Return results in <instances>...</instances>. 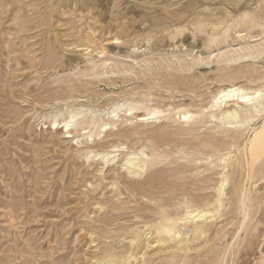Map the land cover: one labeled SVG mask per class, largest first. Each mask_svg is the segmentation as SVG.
I'll return each instance as SVG.
<instances>
[{
	"label": "rangeland",
	"instance_id": "obj_1",
	"mask_svg": "<svg viewBox=\"0 0 264 264\" xmlns=\"http://www.w3.org/2000/svg\"><path fill=\"white\" fill-rule=\"evenodd\" d=\"M230 90L264 102V0H0V264H264Z\"/></svg>",
	"mask_w": 264,
	"mask_h": 264
},
{
	"label": "bare ground",
	"instance_id": "obj_2",
	"mask_svg": "<svg viewBox=\"0 0 264 264\" xmlns=\"http://www.w3.org/2000/svg\"><path fill=\"white\" fill-rule=\"evenodd\" d=\"M224 49V48H223ZM220 96L219 98H223V101L226 99H231L232 101H235L236 104H239V103H243V109L239 112L235 109L233 110H227L224 112V117L227 118V122L228 123H238L241 119H249L251 118V116H255V115H259V114H264V102H262L261 100H257V101H254V102H251V95L249 94H246V93H242V92H238V90H230L229 92H224L222 95H218ZM256 96V95H255ZM221 101V100H220ZM222 101V102H223ZM219 103V102H218ZM217 103V104H218ZM157 114V113H156ZM77 117V116H76ZM75 117V118H76ZM184 117H186V114L184 115ZM70 118V117H69ZM70 120V119H69ZM66 125V124H65ZM115 126V125H114ZM104 127V126H103ZM107 127V126H106ZM254 129V128H253ZM252 131V130H251ZM260 131H263V133H261ZM191 132V131H190ZM264 136V123L262 124V126L260 127V129L255 132V134L253 135V137L248 140V142L246 141L245 143V147L249 149V151H251L252 153H254V149L256 146H259L260 144L264 143V139H261L263 138ZM233 139V138H232ZM257 148V147H256ZM246 156V155H245ZM142 166H140V168L138 167V169H141ZM133 168V167H132ZM143 171V169H141ZM138 171V170H137ZM225 182V181H224ZM222 184V183H221ZM223 185V184H222ZM220 186V185H219ZM221 192V191H220ZM241 202V200H240ZM244 202H246V200H244ZM242 204V203H241ZM241 207H244L241 206ZM245 208V207H244ZM204 212V211H203ZM205 213V212H204ZM204 213H202L201 215H203ZM245 213V211H244ZM198 214V217L199 218V212L196 211H187L186 214H185V218H188V217H195L196 215ZM207 214V213H206ZM204 214V215H206ZM246 217V216H245ZM196 218V217H195ZM196 218V219H197ZM200 218H202L200 216ZM190 219V218H189ZM193 219V218H192ZM190 219V220H192ZM187 220V219H186ZM195 220V219H194ZM161 231H164V232H167L168 234L171 235L172 233V228L171 227H167V226H162L161 227ZM174 231V230H173ZM171 232V233H169ZM176 234V233H175ZM178 235V233H177Z\"/></svg>",
	"mask_w": 264,
	"mask_h": 264
}]
</instances>
